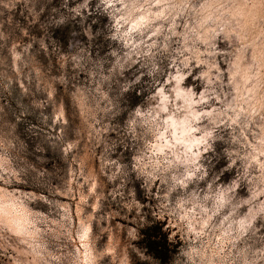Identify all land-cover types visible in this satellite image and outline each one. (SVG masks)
Segmentation results:
<instances>
[{
  "label": "rangeland",
  "instance_id": "374dc122",
  "mask_svg": "<svg viewBox=\"0 0 264 264\" xmlns=\"http://www.w3.org/2000/svg\"><path fill=\"white\" fill-rule=\"evenodd\" d=\"M264 264V0H0V264Z\"/></svg>",
  "mask_w": 264,
  "mask_h": 264
},
{
  "label": "trees",
  "instance_id": "16d2710c",
  "mask_svg": "<svg viewBox=\"0 0 264 264\" xmlns=\"http://www.w3.org/2000/svg\"><path fill=\"white\" fill-rule=\"evenodd\" d=\"M164 222L155 221L144 227L142 232V242L146 252L158 258L161 263L168 261L174 250L172 242L169 240L168 232L163 229Z\"/></svg>",
  "mask_w": 264,
  "mask_h": 264
}]
</instances>
